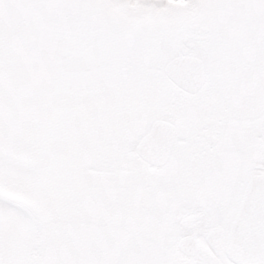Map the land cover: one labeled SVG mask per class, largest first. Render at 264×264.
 Here are the masks:
<instances>
[{"label": "snow or ice", "instance_id": "1", "mask_svg": "<svg viewBox=\"0 0 264 264\" xmlns=\"http://www.w3.org/2000/svg\"><path fill=\"white\" fill-rule=\"evenodd\" d=\"M0 264H264V0H0Z\"/></svg>", "mask_w": 264, "mask_h": 264}]
</instances>
